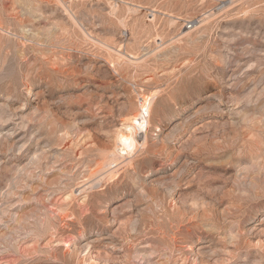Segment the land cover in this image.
<instances>
[{
    "label": "rangeland",
    "instance_id": "rangeland-1",
    "mask_svg": "<svg viewBox=\"0 0 264 264\" xmlns=\"http://www.w3.org/2000/svg\"><path fill=\"white\" fill-rule=\"evenodd\" d=\"M0 264H264V0H0Z\"/></svg>",
    "mask_w": 264,
    "mask_h": 264
},
{
    "label": "bare ground",
    "instance_id": "bare-ground-1",
    "mask_svg": "<svg viewBox=\"0 0 264 264\" xmlns=\"http://www.w3.org/2000/svg\"><path fill=\"white\" fill-rule=\"evenodd\" d=\"M150 103L145 105L142 102V111L134 117L132 122L126 124V132H123L120 136V139L123 143V147L120 149L121 153L134 150L137 147L138 140L134 135V130H136L138 127L147 128L149 126L148 115L150 111Z\"/></svg>",
    "mask_w": 264,
    "mask_h": 264
},
{
    "label": "built area",
    "instance_id": "built-area-1",
    "mask_svg": "<svg viewBox=\"0 0 264 264\" xmlns=\"http://www.w3.org/2000/svg\"><path fill=\"white\" fill-rule=\"evenodd\" d=\"M192 26H193V24H191V23L188 24V27H189V28H191Z\"/></svg>",
    "mask_w": 264,
    "mask_h": 264
}]
</instances>
